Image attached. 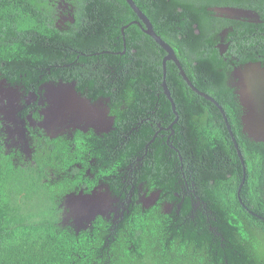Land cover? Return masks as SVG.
<instances>
[{"label": "flooded vegetation", "instance_id": "af4514ba", "mask_svg": "<svg viewBox=\"0 0 264 264\" xmlns=\"http://www.w3.org/2000/svg\"><path fill=\"white\" fill-rule=\"evenodd\" d=\"M65 2L59 1L61 17L57 22L63 32L73 28L76 21L75 8H68L67 4L64 6ZM214 11L217 17L229 22H262L261 17L250 10L222 7ZM130 25H138L141 33L147 35L143 32L145 25L139 18L131 21ZM234 30V26L224 30L217 48L226 68L228 93L225 94L232 95L229 98L234 96L236 119L243 133L253 140L247 130V118L258 120L264 117V35H250L247 42L243 38L235 52V41L226 42ZM139 39L140 44L144 45V38ZM126 40L125 37L126 50L122 55L127 51L124 77L128 97L118 107L120 110L117 113L109 98L94 99V95H83L75 82H65L63 79L53 81L57 72H53L50 66L40 69V78L45 82L38 90L22 84L13 85L6 79L0 81V102L4 103L6 97L8 103L6 107L0 105V111L4 109L7 115L12 114V122L8 125L0 119L10 153L16 156L22 154L25 161L31 160V145L34 133L38 131L50 138L67 135L72 141L76 139V146L81 152L76 157V166L68 169V176L73 181L71 184H51L54 174L49 169L26 166L13 170V175L22 176L19 181L24 184H21L17 204L9 210L11 215L3 226L4 234L0 236L14 235V231L18 233V229H21L22 232L39 233L45 238L47 246L61 248L65 242H69V251L76 255L73 264H117V256L126 253L132 254L134 261H141L138 264H142L144 254L158 258L163 251L135 247V242H140V238L133 243L129 240V248H120L121 239L131 234L123 230L128 223L139 222L143 227L145 224L147 230L153 226L157 229L161 223H166L165 235L169 241L186 237L189 233L185 229L199 223L207 226L208 235H220L215 225V209L223 210V189L232 173L240 171V167L230 164L226 123L219 109L211 102V105L198 109V113L192 109L195 107L180 109L170 90V96L165 95L163 82L155 93L156 99H165V104L138 103L137 100L148 94L145 83L147 76L142 72L146 66L142 58L135 55L137 49L128 55ZM75 53L81 63L95 67L92 77L118 76L114 69L109 75L97 72L100 66L97 63L109 53L106 50L96 54L88 51ZM55 91L65 96L63 111L66 108L72 111L70 125L66 130L63 128V132L54 131L56 128H51L46 122L47 112L51 107L56 108L61 101L59 95H52ZM77 99H84L88 105L78 108L75 105ZM98 103L100 107H94ZM118 130L124 131L123 135L113 136ZM76 134L81 137L76 138ZM94 134L109 135L111 141L123 139V145L141 137L144 145L138 153H133L132 148L124 152L122 160L126 167L103 168L98 158L99 150L93 144ZM164 166L171 168V174L166 177L163 176ZM241 171L243 175L242 166ZM16 220V226L9 228ZM143 227L137 236L144 235ZM86 239L96 241L95 245L85 242ZM211 250L208 249L209 255ZM62 253L64 255L65 248Z\"/></svg>", "mask_w": 264, "mask_h": 264}, {"label": "trees", "instance_id": "16d2710c", "mask_svg": "<svg viewBox=\"0 0 264 264\" xmlns=\"http://www.w3.org/2000/svg\"><path fill=\"white\" fill-rule=\"evenodd\" d=\"M59 1L0 0V81L6 79L13 85L22 84L38 90L45 82L40 78V69L50 66L53 72H57L52 78L53 81L63 79L65 82H75L76 88L83 95H94V99L109 98L117 113L120 110L118 107L123 105L128 97L124 77L127 51L122 55L126 50V37L128 55L130 51L137 49L135 55L142 58L146 66L142 72L147 76L145 83L148 94L143 95L137 102L165 104V99H156L155 93V89L163 82L162 60L165 53L152 38L141 33L138 25L129 26V23L138 17L125 0H66L64 6L67 4L68 8L73 7L76 10L75 26L66 32L57 26L61 17ZM133 1L149 18L155 32L172 46L192 84L224 107L247 169L241 194L246 208L241 205L237 196L243 176L241 163L227 132L230 164L240 167V171L232 173L231 179H228L223 189V210L215 209V225L220 235H208L207 226L199 223L185 229L191 236L188 237L187 234L186 237L169 241L165 235L166 223H161L157 229L153 226L147 230L145 224L143 227L142 223L136 222L128 223L123 229L131 234L123 237L122 245L119 246L129 248L131 243L140 238V242H135V247L163 251L160 253L162 255L158 254V258L144 254L142 264H264V221L249 213L251 211L264 218V144L246 136L236 119V100L234 96L229 98L232 95H226V68L217 48L224 30L230 26H234L235 30L230 33L226 42L235 41V52L238 51V42L243 38L247 42L250 35H264V0ZM222 7L253 11L261 17L262 22L253 24L225 21L217 17L214 11L215 8ZM125 26L128 27L123 34L122 28ZM140 37L144 38V45L140 44ZM104 50L109 53L97 63L100 65L97 72L109 75L114 69V73L118 75L115 78L92 77L95 67L81 63L75 53L88 51L96 54ZM166 83L180 109L195 107L192 109L198 113V109L211 105L188 87L172 62L167 63ZM123 132L118 130L112 135H123ZM34 134L31 160L25 161L22 154L16 156L7 149L6 134L0 121V234H4L3 226L11 215L9 210L13 208L12 205L17 204L21 184H24L19 181L22 176L13 175V170H21L26 166L49 169L54 174L50 180L51 184L59 186L73 183L68 176V169L76 166V157L81 154L77 140L72 141L67 135L50 138L42 131ZM108 136L92 135L103 168L126 167L122 160L124 152L132 148L133 153H138L144 145V139L141 137L123 145V139L111 141ZM78 137L81 135L76 134V138ZM168 174H171V168L164 166L163 176ZM17 221L10 224L9 228L16 226ZM142 227L144 235L139 237L136 234L142 231ZM20 230L18 229V233L14 231V235L0 236V264H73L76 255L69 251V242H65L61 248L55 245L47 246L45 238L39 233ZM86 241L92 245L96 243L89 239ZM210 248L211 255L208 253ZM139 262L141 261L135 262L130 253L117 256V264Z\"/></svg>", "mask_w": 264, "mask_h": 264}, {"label": "water", "instance_id": "95a60500", "mask_svg": "<svg viewBox=\"0 0 264 264\" xmlns=\"http://www.w3.org/2000/svg\"><path fill=\"white\" fill-rule=\"evenodd\" d=\"M126 3L130 6V8L134 11V13L137 15V17L142 21V23L145 25V28L143 29V32H145V34H147L150 38H152L155 43L166 53L165 57L163 58L162 61V66H163V84L162 87L165 90V95L167 97L170 96V92L166 83V77H167V63L168 62H173L175 64V66L178 68L179 70V75L182 77V79L186 82V84L188 85V87L195 93H197L198 95L202 96L205 100L211 102L212 104H214L220 111L226 126H227V130L228 133L232 139V142L234 144V148L236 150L237 156L240 160L241 166L243 168V176H242V181L241 184L238 188L237 191V196L239 198V201L241 203V205L246 208V205L244 204L241 194H242V190L243 187L245 185L246 182V176H247V169H246V165H245V161L244 158L242 156V153L239 149V145L235 139V136L232 132V128L231 125L228 121L227 115L224 111V109L222 108V106L215 100L213 99L211 96L204 94L202 92H200L191 82V80L189 79V77L186 75L183 66L181 65L179 59L176 56V53L174 51V49L172 48L171 45H169L167 42H165L161 36H159L155 30L154 27L151 23V21L149 20V18L139 9V7L136 5V3L133 0H125ZM128 26H125L124 28H122V33L124 34V30L127 28ZM171 104L173 105V108H175V105L173 104V101L170 99ZM251 118V117H250ZM250 118H247V130L250 133V135L252 136L251 138L258 143H263L264 144V117H259L258 120H251ZM251 215L260 218L262 221H264V218L259 217L258 215L254 214L253 212H249Z\"/></svg>", "mask_w": 264, "mask_h": 264}, {"label": "rangeland", "instance_id": "374dc122", "mask_svg": "<svg viewBox=\"0 0 264 264\" xmlns=\"http://www.w3.org/2000/svg\"><path fill=\"white\" fill-rule=\"evenodd\" d=\"M1 93L5 94L6 91H2ZM52 95L55 96V95H59V94L57 91H55V92H53ZM59 96H60L59 100H61V101L58 102L59 104L56 108L51 107L52 109L47 112V114H46L47 115V121L46 122H47V124H49V126L51 128H56V130H54V131L63 132V128L66 130L68 128L67 126L70 125L69 119L72 117V115L70 114V113H72V111L67 110V108L65 111H63L64 106H65V105H63L64 100H65V96H64V94L59 95ZM3 102L4 103L0 102V105H5V107H6L8 105L6 97L4 98ZM75 102H76L75 105L80 109L85 107V105H88L84 99H77ZM94 107H100V103L95 104ZM5 112L6 111H4V109L0 111V119L2 121H4L5 125H8L12 122V120H11L12 114L10 116V114L7 115ZM43 116H44V114H42V117Z\"/></svg>", "mask_w": 264, "mask_h": 264}]
</instances>
